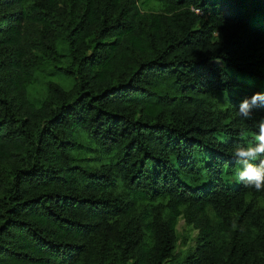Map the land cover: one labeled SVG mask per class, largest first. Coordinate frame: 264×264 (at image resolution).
I'll return each mask as SVG.
<instances>
[{"label":"trees","instance_id":"1","mask_svg":"<svg viewBox=\"0 0 264 264\" xmlns=\"http://www.w3.org/2000/svg\"><path fill=\"white\" fill-rule=\"evenodd\" d=\"M70 1L64 28L60 0H0V264H264V191L238 175L264 0Z\"/></svg>","mask_w":264,"mask_h":264},{"label":"rangeland","instance_id":"2","mask_svg":"<svg viewBox=\"0 0 264 264\" xmlns=\"http://www.w3.org/2000/svg\"><path fill=\"white\" fill-rule=\"evenodd\" d=\"M78 8L72 4L70 0H60L59 7L57 10L58 22L62 27L65 28L70 19L74 16L75 12H77ZM3 12V11H1ZM29 36L32 37H41L43 35L42 26L40 24L31 23L28 24ZM59 28L56 29V31ZM61 32V31H60ZM45 43L47 45H51L52 41L48 38L45 39ZM35 53L42 54V51L38 48H34L32 51L33 57H35ZM31 54V53H30ZM54 60L50 56H44L43 58H39L37 60V76L38 80L35 82L34 90L36 92H41L45 87V82L48 78H50L51 70L54 69ZM258 206L261 209L263 214V226H264V199L258 202ZM200 228L195 225V222L188 221L187 217L184 214H181L178 217V221L175 228L176 235V252H185L189 249L195 250L197 245V239L199 237Z\"/></svg>","mask_w":264,"mask_h":264},{"label":"clouds","instance_id":"3","mask_svg":"<svg viewBox=\"0 0 264 264\" xmlns=\"http://www.w3.org/2000/svg\"><path fill=\"white\" fill-rule=\"evenodd\" d=\"M258 107H264V94L255 93L251 98H245L241 103L239 113L244 119H251L250 110ZM255 140L257 141L255 145H249L238 153L239 156L245 158L238 161L240 164L238 175L247 187L261 192L264 191V119L260 121V130ZM234 155L237 153L234 152ZM256 160H259L258 165L253 163Z\"/></svg>","mask_w":264,"mask_h":264},{"label":"built area","instance_id":"4","mask_svg":"<svg viewBox=\"0 0 264 264\" xmlns=\"http://www.w3.org/2000/svg\"><path fill=\"white\" fill-rule=\"evenodd\" d=\"M198 11H200V9H197Z\"/></svg>","mask_w":264,"mask_h":264}]
</instances>
